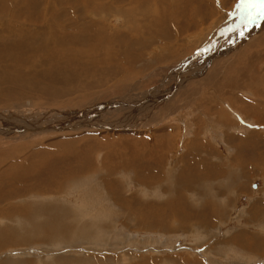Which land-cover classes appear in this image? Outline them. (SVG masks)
Returning a JSON list of instances; mask_svg holds the SVG:
<instances>
[{
	"label": "rangeland",
	"instance_id": "374dc122",
	"mask_svg": "<svg viewBox=\"0 0 264 264\" xmlns=\"http://www.w3.org/2000/svg\"><path fill=\"white\" fill-rule=\"evenodd\" d=\"M147 1L148 0H142L141 2L144 3ZM214 2H216V0H214ZM93 3L95 5L96 2ZM176 3L177 7L185 10L182 17H180L181 20L184 21L182 25L185 27V24L189 22L190 16L187 11L189 9H195V0H176ZM216 3L218 4V2ZM132 4L134 5V3L130 4L127 0H125V2L121 0L118 2L117 6H114L115 8H123L126 6L124 10H132L130 9ZM155 4L160 10H162V6L164 5L163 12H172L173 5L170 0H157ZM217 4L214 5V9L212 8L211 16L213 19L208 16L209 20L201 22L200 19L202 18L196 15L194 20L196 25H194L193 29L185 34H180L178 37L180 41L178 42L183 41L182 46L184 47H179L178 44L175 43L174 38L173 41L169 42L167 41L172 38H164V41H160V43L166 42V44L159 45L162 47L161 49L153 44L151 49L145 50L144 56L141 54L139 58H136L134 53L137 49L141 50L143 47L140 36H137V40L135 39L130 45L122 47V49L121 47L118 48L115 44V47L113 44L110 45V47L113 48L112 55L114 61L133 64L132 60H134V67L129 68V66H127V68L131 70V73L134 74L131 85H124L118 81L100 89H95L96 92L94 91L95 93L93 95L95 96H93V98L88 95L87 97L89 98L86 100H72L70 102L67 101L66 103L52 105H49V103L41 104L43 100L41 101L38 99L34 101L36 104L33 106L35 107L36 113H38V111H48L52 113V110L55 109L69 112H81V110L85 111L94 107L99 108L98 106L100 105H109V103L115 101L118 103V107L122 108L126 106L124 102H129V99H133L130 100L131 102H137L134 100L138 97L137 95H148L152 94V92L159 94L157 91L160 90H162V93H167L169 95V91L177 85L178 82L180 83V79L189 76L190 80L186 81L184 90L180 91L177 97V91H174L175 88L173 89L172 92L174 93V97H176V101L172 102V100L170 101L169 99L170 102L161 103V105L159 103L157 109H151L152 112L150 110L147 111L151 108L149 107L141 113L142 115H138L140 118L145 117L147 123L145 124L146 127L140 129L137 133H139V137L152 136V140H155V138H157L156 140H162L167 137L173 140L174 148H169L163 153L165 155L164 174H166L167 177L174 175V178H176V173L181 171L186 163H188L187 165L192 163L193 165L195 164V166L203 168L205 167V162H222L224 163L223 166L227 175H229L231 171L237 173L232 177L236 181V183H231L233 187H231L228 182L227 184L224 183L226 179L233 182L231 177H224V179H222L224 185L222 189L227 195L225 194V196H222L219 193L216 194V188H213V194L207 197L203 194L206 199H212L213 202L215 201L222 205L223 209L221 210L222 213H224V217L222 219H216L217 222L213 221V219L207 222L202 218V222L200 223V221H197V215L192 214L187 221L181 222V214L186 215V205H182L179 212V221L175 222L176 219H174V216H176V207H173L172 202L175 204L177 203V199L180 195L178 193L182 190L185 191V188L182 189L177 185V192L171 179L164 178L165 175L159 174L158 167L155 169L156 171L152 169L146 171L140 168L135 170L134 168L126 167L125 160L128 159L129 155L123 147L116 145V139L122 135H126L120 134L119 131L114 132L115 130H112L108 134L104 130H108L109 128L101 129L100 132H97L98 128L84 130L79 127L74 131L70 129H68L69 131H64L51 128L50 132H47L45 135L32 137L31 131H28V134L23 136L22 133L17 130L18 127H11V129H13V131H10L11 133L8 131L5 132V130H3V133H0V175H6L10 172L8 173L9 176H3V179L0 178V203L2 204L0 205V209L3 210L4 206L7 204H13L10 209L16 206L20 208L23 204H28L37 210L34 211V214H30L27 217H21L23 216L22 214L16 213L9 216L8 214L10 213L3 212L0 215V226L6 234L14 233L16 237H19L17 239H20V235L23 236L25 232L31 229L30 222H32V225L50 223L49 212H52V210L48 211L47 214V210L44 212L40 209L42 206H49L50 204L54 205V207L63 206L69 209L70 212H72V218L70 220L72 223L69 228L66 229H61L59 225L58 229L50 231L51 233L48 232L49 235L44 234L46 236L42 237L40 236L43 235L41 234L44 233L43 230H40L41 235L39 234V236L35 231V241L34 239H30L29 235H27V240L24 242L19 241L17 242L18 244H4L5 247H0V264H75L76 262L77 264H264V248L260 249L257 243L264 239V174L259 173L262 170L260 164H258L257 167L255 166L256 160L249 159V157L255 156L259 151L264 155V123L258 124L252 121L254 120L251 118L253 111L244 113V115L238 112L239 108L253 109L256 102L264 98V95L258 93L259 91L264 92V45L261 46V48L259 47V43L264 39V18L256 15L255 9H246L240 4V0H225L222 6ZM211 6V0H204V7L206 9L211 8ZM215 8L221 11L222 18L227 14L226 17L220 19ZM151 10L155 13L153 7H151ZM115 11L117 10L115 9ZM113 13L109 21L105 22L104 20L106 26L103 24V29L105 26L106 31L111 34V38H113L114 42L116 39L120 41L121 38V41L125 40L123 37H126V32H122L121 28L123 27L122 25L126 26V22L128 25L133 24L132 27H134V31L136 21L144 23L149 28H154L151 18L137 16V20L135 21L134 16H131L128 20L124 17L122 18L115 12ZM156 15L158 16L160 13L158 14L156 12ZM79 16H81V14ZM180 18L176 17L174 23L182 26L179 22ZM128 25L127 30L129 31L130 28ZM173 27L171 30L172 33L175 34L176 31ZM132 33L133 32H129V34ZM151 40L153 42L154 39ZM184 40H191L193 44L188 41V43L184 42ZM172 46H177L180 50L175 47L176 51L172 50L171 52H165L166 48L168 49V47L171 48ZM216 47H220L221 50L219 53H224L223 57L214 60L203 74H198L197 78L192 76V78L191 75L193 73L196 74L200 69H203L202 60L204 59V55L206 56L208 52L215 54V52L212 51H215ZM104 49L109 51V46ZM155 50L157 53H155ZM160 50L162 53L159 57L155 58L153 55L158 54ZM225 50L228 52L226 53ZM116 54H119L118 57ZM127 54L128 56H126ZM127 57L132 60L128 61ZM255 63H257L258 66H256ZM101 68L103 70L107 69V67ZM187 69L189 70L188 72L182 73V71ZM231 69H234V72H230ZM229 72L230 77H227L225 74ZM223 76L231 81H234V79L236 80L237 77L240 78L238 90L234 91L232 94L233 99L238 98V104L231 103L232 109L235 108L236 110H232L228 103H224V109H226L224 113L228 114L230 121L222 117L220 118L222 120H218V116H216L217 120L214 121H217L218 124H223V127L220 125H217V127L212 122L211 124L209 123V127L206 126L205 122L203 125H199L200 122H196L194 127L193 125H189L197 115L195 114L197 111H195L193 106L198 104V99H196V97L201 94L209 95L210 98H212V90L207 88L211 85L209 79L210 77H214L215 79L217 77L219 80L218 86L220 84L224 85L226 79L222 78ZM257 76H262V79ZM222 79L224 81H222ZM217 91L219 94H223L226 97L232 93H224L223 89L219 87ZM31 96L33 100L37 99L36 94H31ZM72 96L69 97L70 100L85 98V95L80 94ZM0 101V112L4 113L9 109H6L4 105L6 102H16V100ZM17 101L20 100L18 99ZM26 101L25 99L22 102ZM152 103L155 102L151 101L150 104ZM180 105L182 108L175 113V109L180 107ZM16 110L13 112H17ZM129 110L128 108L121 111V113L113 112L104 116L103 119L106 122H114V119L119 121L120 119L118 118H124L126 115L130 114ZM204 112L203 110V113ZM210 112H212V114L219 112L221 114H217L225 115L221 106H216L213 110L210 109ZM91 119L99 121L101 118L95 116L91 117ZM56 120L57 118H55V121ZM192 123H194V121ZM41 124H43V121ZM1 127L2 125H0V128ZM198 127H200L201 130L200 136L197 131ZM69 128L74 129V126L71 125ZM219 129L221 134L217 132ZM91 138L92 140H90ZM102 139L110 140V144L106 143V145L111 146L109 152L111 154H109V156V150L105 149H99L95 153L93 152L91 161L94 171H92V173L90 172L84 176H77L75 178L70 177L68 179H65L64 176L61 177V173L68 176L78 168L80 169L83 164L79 162L78 155L82 153V150L89 153L88 145L90 142L92 141V143H95L97 141L100 143ZM58 144H60L59 147ZM26 146L30 149H26ZM208 151L212 153V159L206 156L209 155L207 154ZM236 151L238 155L234 160L233 157ZM36 153L40 155L38 156ZM120 154L123 155V158L120 157ZM67 155L70 156L68 157ZM237 158L239 161L238 165L235 164ZM206 159L210 160L207 161ZM33 162L35 163L33 164ZM95 163H97V165ZM223 166L220 165L218 167L220 169ZM49 167L52 168L50 169ZM58 172H60V174ZM185 173L191 172L185 171ZM138 177L141 179L139 182L136 180ZM162 179H165L168 184L164 183ZM51 181L55 182L53 184L55 191L47 190L48 184ZM57 184L60 188L56 187ZM115 185L117 189L114 188ZM168 185L172 188V191L167 188ZM199 185L198 183L191 188L195 190ZM214 187L216 186L214 185ZM192 189L188 188L186 197L194 201L193 194L190 193ZM91 190L96 193L94 192L92 194ZM7 192H19L18 194H20L21 197L12 201L11 195ZM214 194L219 196L216 198ZM87 195L93 196L92 199L95 201L96 206L100 205V207L87 210V206H84L86 199L83 202V198L85 196L87 197ZM127 197L133 199V202H130V206L134 208L135 205L136 212H139L140 209L143 208V206H140L141 202L138 203L136 198L141 197L140 199L144 202H150V204L157 209V212H155L158 215L156 220L150 222L145 219L146 221L144 220L141 223L135 222L129 217V214L121 212L122 209L126 210L129 208L124 205L123 201V199ZM198 199L201 201L198 196L193 204L196 210H201L199 207H201L202 203H197L196 201ZM166 202H168V204ZM169 203L171 204L169 205ZM113 204L116 207H114ZM84 207L87 213H85V211L81 213ZM101 207H105L106 210ZM168 207H171L170 210H168ZM56 211L59 210L56 209ZM77 211H80V213ZM191 213H194V211L190 210V214ZM59 215L64 217L66 214L57 212V216L60 219ZM152 215H154V213H152ZM126 218L129 221H127ZM171 218H173L174 225H172V229L168 227L167 223ZM159 219L164 220L165 223L158 224L157 220ZM190 219L193 220L191 223ZM186 222L190 225L198 223L194 227H182ZM178 223L180 225H178ZM56 225L58 224L56 223L53 226ZM82 234H86V236L79 239V236ZM47 236L50 237L48 238ZM234 237L238 238V242L232 241ZM248 241H252L253 244L255 243L254 245L256 247L254 245L251 246Z\"/></svg>",
	"mask_w": 264,
	"mask_h": 264
},
{
	"label": "bare ground",
	"instance_id": "6f19581e",
	"mask_svg": "<svg viewBox=\"0 0 264 264\" xmlns=\"http://www.w3.org/2000/svg\"><path fill=\"white\" fill-rule=\"evenodd\" d=\"M120 1L121 0H0V100H16V102H9V103L6 102L4 105L6 106V109L7 108H9V109H7V111L5 113L0 112V125H2V127L0 128V133H3V130H5V132L8 131L9 133H11L10 131L11 130L13 131V129H11V127H18L17 130L20 131L23 136H26L28 134V131H31L32 137H38V136L45 135L47 132H50L51 128L55 129V130H64V131L65 130L69 131L68 129L74 131L79 127L83 128L84 130L89 129V128L90 129L91 128H93V129L98 128V131L96 130L97 132H100L101 129H104V128L108 129L109 128L108 130H104L108 134L112 130H115L114 132L119 131L120 134L126 135V136L122 135L116 139V145L123 147L124 150L129 155L128 159L125 158L126 159L125 160L126 167L134 168L135 170L140 168V169H144L146 171H150L151 169L156 171L155 169L158 167L159 174L165 175L164 178H170L174 184V188H176L177 185H179V187L182 189L185 188V191L180 190L181 192L178 193L180 195H179V198L177 199V203L175 204L172 202L173 207L174 206L176 207V216H174V219H176L175 222L179 221V218H180L179 212H180V208L182 205H186V209H185L186 215L181 214L182 215L181 216L182 218L180 219L181 222L187 221L189 219V216L192 214L197 215V221H200V223L202 222V218H204L207 222L211 221L212 219H213V221H216V219H222L224 217V213H222V210H221V209H223L222 205L215 202V201L213 202L212 199H208V198L206 199V197L209 196L210 194H213L212 193L213 188H216L215 189V191H217L216 194L219 193L222 196H225L226 193L222 189V186H224L222 183V179H224V177L225 178L226 177L232 178L233 175L237 174V173L231 171V173L229 175H227V173L224 169V166H223L224 163H222V162H214V163L205 162L204 163L205 167H203L201 165L204 169L200 168V166H195V164L193 165L191 163L190 165H187L188 163H186L183 166V168L181 169V171H179L180 173L179 172L176 173V178H174V175H172L171 177L170 176L167 177L166 174H164L165 155L163 153L166 152V150H168L169 148H172V147L174 148L173 140L171 138H168V137L164 138L162 140H156L157 138H155V140H152V136L139 137V135H138L139 133H137L138 131H140V129L145 128L146 127L145 124L147 123L145 117L140 118V116H138V115L143 113V111L147 110L149 107H151V108H149L147 111H149V110L151 111V109L154 110L155 108L157 109L159 103L161 105V103L170 102L171 100H172V102L176 101V97H177V95H179V92L184 90V88H185L184 86L186 85V81L190 80L189 76H186L185 78L180 79V83L178 82V84L175 85L169 91L170 92L169 95L167 93H162V90L157 91L159 94L152 92V94H148V95L147 94L146 95H143V94L137 95L138 97L136 99H134L137 102H131L130 100H133V99H129L128 100L129 102H124L126 104V106H124L122 108L118 107V105H117L118 103L115 101V102L109 103V105L108 104L105 106L100 105V106H98L99 108L94 107L95 109L92 108V109H88L85 111L81 110V112H69V111H65V110H56V109L52 110V113H50L48 111H42V112L38 111V113L35 112V107L33 105L36 104L34 101H37L38 99L41 101L43 100V102L40 101L41 104L49 103V105L64 103V102L66 103L67 101L70 102L72 100H86L89 97L93 98V96H95V95H93L96 92L95 89H100L104 86H108V85L116 83L118 81L123 83L124 85H131L132 84L131 80H133L134 74L131 73V70L129 68L135 66L134 60L127 57L128 61H131V60L133 61V64L114 61V58L112 55V49L113 48L110 47V45L113 44V46H114V44H115L118 46V48L121 47V49H122V47L130 45L131 42H133L136 38H138L137 36H140L142 39V41L141 40L140 41L143 42L142 43L143 47L141 50L137 49V51L134 53L136 58H139L141 56V54H142V56H144L145 50L151 49L152 48L151 46L153 44H155V46L157 48L159 47L161 49L162 47H160L159 45L166 44V42L160 43V41L161 42L164 41L163 40L164 38H172V39L168 40L167 42L173 41V38H174L175 43L178 44L179 47H184V46H182L183 41L178 42V41H180L178 37L180 36V34H185L189 31H191V29H193L194 25H196L194 23L196 15L200 16V18H202V19H200L201 22L209 20L208 16H210L211 19H213V17L211 16V13H212V8L214 7L215 4H217L216 2H218L219 6H222V4L225 3V0H216V2H214V0H211L212 1L211 8L206 9L204 7V0H195V9H192V10L189 9L187 11L188 14L190 15L189 16V22H187L185 24V27H184L182 25V23L184 21L181 20L180 17H182V14H184L185 10L182 7H181L182 9H180V7H177L176 0H170L171 4L173 5L172 12H170V13L163 12L164 11V5L162 6V10L157 8L156 4H155V2L157 3V0H148L147 2H144V3L141 2L142 0H127L128 2H130V4L134 3L135 6L133 4L130 6L131 7L130 9H132V10H128V9L124 10V8H126V6L123 8H115L114 5L117 6L118 2H120ZM93 2H96L95 5ZM124 2H125V0H124ZM136 5H138V6H136ZM123 6H124V4H123ZM151 7H153V9H155V13L152 12ZM115 9L117 11H115ZM159 10H160V12H159ZM215 10L217 11L218 17L220 19H224L226 17L227 14L224 15L222 18V14L220 13L221 11L217 10L216 8H215ZM125 11H127V12H125ZM113 12L117 13L122 18L124 17L128 20L130 19L131 16H134L135 21L137 20V16H141L144 18H151L152 19V21H151L152 26L154 28H151V27L149 28L144 23H139V21H136V26H135V31H134V27H132L133 24L132 25L129 24V25H131V26H129L128 23L126 22V26L122 25L123 27L121 28L122 32L123 31H124V33L126 32V37H123V38H125V40L121 41L122 40V38H121L120 41H118L117 39H116L117 40L116 41L114 39L116 42L115 43L113 41V38H111V34H109V32L106 31V28H105L106 24H104V20H105V22L109 21V18L111 17ZM128 12H129V14H128ZM156 12L158 14L160 13V15L157 16ZM87 13H89V14H87ZM80 14H81V16H79ZM241 15H243V14H241ZM216 16H214V17H216ZM176 17L180 18L179 22H180V25H182V26L176 25L174 23V21L176 20ZM116 18H118V17H116ZM103 24L105 25L104 29H103ZM127 25L130 28L129 31L127 30ZM172 27L176 31L175 34L172 33V30H171ZM108 28H109V26H108ZM236 29H237V27H236ZM170 30H171V32H170ZM129 32H133V33L129 34ZM110 33H112V32H110ZM205 33H206V31H205ZM115 35H117V34H115ZM230 37H229V39H230ZM151 39H154L153 42ZM263 40L264 39H262V41L259 43L260 48H261V46L264 45ZM187 41L191 42L193 44V42L191 40H184V42H187ZM108 46H109V49H108L109 51L104 49ZM175 47L178 48V50H180L179 47H177V46L173 47L172 46L171 48L170 47H168V49L166 48L165 52H167V51L171 52L172 50L176 51ZM232 47H234V46H232ZM220 50H221L220 47L219 48L216 47V50L212 51V52H215V54L214 53L211 54L210 52H208V54L206 56L204 55V59L202 60L203 69H200L196 74L193 73L191 75V77L193 76V77L197 78L198 74L201 75L205 71H207L210 64L214 60H217V59H220L221 57H223L224 53L220 54L219 53ZM129 51H132V50H129ZM158 52H159L158 54L153 55V56H155V58L159 57L160 54L162 53L161 50ZM225 52H226V50H225ZM155 53H157L156 50H155ZM248 53H247V55H248ZM132 54H133V52H132ZM148 54H149V51H148ZM118 55L116 54L117 57H118ZM182 55H183V53H182ZM114 56H115V54H114ZM126 56H128V54ZM245 58H246V56H245ZM169 62H172V61H169ZM255 62H258V61H255ZM255 65L258 66L257 63H255ZM100 66L101 67H107V69L103 70ZM127 66H129V68H127ZM235 70H236V68H235ZM188 71L189 70L187 69L185 71H182V73H185ZM231 71L234 72V69H231L230 72ZM230 72L225 74V75L227 77H230L229 76ZM257 77L262 79V76L261 77L257 76ZM222 78L226 79V81H224L222 79V81H224V85L220 84L218 86L219 80L217 79V77H216V79L214 77H210L209 81H210L211 85H210V87H207V88L209 90L210 89L212 90L213 97L210 98L209 95L207 96V95H201V94H200V96H202V97H200V96L196 97V99H198L197 100L198 104L193 105V106L195 108V111H197L195 113L197 115L195 116V114H194V116H195L194 120H193L194 123H192L193 122L192 121L189 123V125H193V127H194V124L196 122L197 123L200 122L199 125H201V124L203 125V123L205 122L206 126H208L209 123L211 124V122H212L216 126L220 125L221 127H223L224 126L223 124H218L217 121H214V120H217L216 116H218V120H222V119H220L221 117L225 120L226 119L229 120L228 114L224 113V111L226 110V109H224V103L225 102L228 103L230 105V107H231V103L238 104V98L233 99L232 94L234 91L238 90L240 78L237 77L236 80L234 79V81H231L230 79H227L224 76ZM263 80H264V78H263ZM248 82H250V81H248ZM218 87L220 89H223L224 93L229 94L232 92L231 95L226 97L223 94H219L217 91ZM173 89H174V91H177L176 97H174V93L172 92ZM99 92H100V90H99ZM258 93L261 95H264V92L259 91ZM31 94H36L37 99L33 100ZM77 94L78 95L79 94L85 95L84 96L85 98H83V99L77 98V99H71V100L69 99L70 96H72V95L74 96ZM88 95H89V97H87ZM106 95H108V94H106ZM152 95H153V97H152ZM18 99L20 101H17ZM25 99L27 101L22 102ZM169 99H170V101H169ZM199 100H200V102H199ZM151 101H153L155 103L150 104ZM181 101H183V100H181ZM0 103H1V101H0ZM216 106H221L223 108V113L225 115H219V114H221L219 112H217L219 114H217V113L212 114V112H210V109L213 110ZM11 108H15V109H11ZM117 108H119V109H117ZM128 108L130 109L129 110L130 114H128V115L125 114L126 116L124 118H118V119H120L119 121H117V119H114V122H108V121L106 122L103 119L104 116H106L108 114H111L113 112L121 113V111L126 110ZM180 108H182L181 105H180V107L175 109L176 110L175 113H177V111H180ZM16 109L22 110V111H18ZM231 109H232V107H231ZM14 110H16L17 112H13ZM203 110L205 111L204 113H203ZM232 110H236V109L233 108ZM250 111H253V115L251 116V118L255 120V121L254 120H252V121L256 122L258 124H263L264 123V98H262L260 101L256 102V104L253 106V109H249V108L248 109H245V108L240 109L239 108V110H238V112L243 113V115H244V113H248ZM43 112H46V113H43ZM134 112L136 113V115ZM201 112H202V114H201ZM179 114H181V113H179ZM170 115H173V114H170ZM95 116H99L101 119L99 121L92 120L91 117H95ZM149 116H152V115H149ZM55 118H57L56 121H55ZM42 121H43V124H41ZM64 123H66V124H64ZM71 125L74 126V129L69 128V126L71 127ZM172 126H173V124H172ZM176 126H179V125H176ZM197 126H198V124H197ZM204 127H205V125H204ZM172 128H174V127H172ZM197 131H198V134L200 136V134H201L200 127H198ZM217 132L220 133V129ZM162 134H163V132H162ZM161 137H162V135H161ZM90 140H92V138ZM100 141H101L100 143H98L97 141L95 143H92V141H91L90 144L88 145L89 153H86L84 150H82L81 151L82 153L78 155L79 162L81 164H83L80 169L78 168L77 170H75V172L69 174L68 176H66L64 173H61V177L64 176L65 179H68L70 177L75 178L77 176L87 175L90 172L92 173V171H94L93 170V163L91 161V158L93 157V152L95 153L99 149H105V150H109L108 155L111 154V153H109L111 146L106 145V143L110 144V140L102 139ZM256 143H258V142H256ZM59 145L60 144H58V147H59ZM196 145H198V144H196ZM28 146H29V144H28ZM31 147L34 148L33 146H31ZM28 148L26 146V149H28ZM22 151H23V149H22ZM119 151H120V148H119ZM27 153H28V151H27ZM36 154H38V153H36ZM207 154H209V155H206V156H208L209 158L212 159V156H211L212 153L208 151ZM13 155H15V154H13ZM39 155L40 154H38V156ZM237 155H238V152L236 151V153L233 157L234 160H235ZM120 157L123 158V155L120 154ZM204 158H206V157H204ZM249 159L256 160L255 166L258 167V164H260L262 170L259 173L264 174V155L259 151L255 154V156L249 157ZM10 160H12V159H10ZM34 160H32V161H34ZM206 160L209 161L210 159L209 160L206 159ZM27 161H29V160H27ZM94 161H95V159H94ZM202 161H203V159H202ZM233 161H232V163H233ZM35 162H33V164ZM238 162L239 161L237 158L235 164L238 165ZM41 164H43V163H41ZM95 164L97 165V163H95ZM54 165H55V163H54ZM104 165H103V167H104ZM122 165H124V164H122ZM220 165L223 167L219 169L218 166H220ZM237 165H235V166H237ZM241 166H243V165H241ZM238 167H236V168H238ZM35 168H37V167H35ZM49 168L51 169L52 167H49ZM34 170H36V169H34ZM41 170H42V167H41ZM124 171H126V170H124ZM185 171L191 172V173H185ZM8 173H10V172H8ZM8 173L6 175H2V176L0 175V178L3 179V176H6V177L9 176ZM58 173L60 174V172H58ZM137 173H138V171H137ZM34 175H35V173H34ZM106 175H108V174H106ZM32 176H33V173H32ZM113 176H111V177H113ZM22 180H23V178H22ZM110 180H112V179H110ZM136 180H138V182H139L141 179H140V177H138V179H136ZM162 180H164V183H167L165 181V179H162ZM232 180H233V182L231 180L228 181V179H226L224 183L227 184V182H228L231 185V187H233L232 184L236 183V181L233 178H232ZM75 182H77V181H75ZM54 183H55L54 181H51L49 184L47 182V184H48L47 190L48 191H52V190L55 191V189L53 187ZM157 183H158V181H157ZM198 183L200 185L197 188H195V190H193L191 187L198 184ZM17 184H19V183H17ZM119 184H117V185H119ZM161 185H162V183H161ZM214 185L216 187H214ZM9 186H11V185H9ZM56 187L60 188L58 184L56 185ZM114 188H116V185ZM150 188H151V186H150ZM167 188H169V190L172 189V188H170L169 185ZM188 188L192 189V191L190 193L193 194L192 196L194 197V201H191L186 197V192H187ZM7 189H9V188H7ZM120 190H121V187H120ZM177 190L178 189L176 188V191ZM94 192L95 191L91 190L92 194ZM18 193H8V194L11 195V198L13 201V200H16V199L21 197L20 194H18ZM118 193H120V192H118ZM109 194H111V193H109ZM203 194H205L206 197ZM57 195H59V194H57ZM88 196H89V198H88ZM198 196L202 202L199 201V199L196 202L202 203L201 207H199L201 210H196V208L193 204L195 202L196 198H198ZM218 196L215 195L216 198ZM109 197H111V196H109ZM92 198H93V196H90V195H87V197L85 196L83 198V202L86 199L84 206H87L86 207L87 210H90V208L100 207V205L96 206V203ZM140 198L141 197L136 198L138 203L141 202L140 206H143V208H141L139 212H136V206L135 205H134V208L130 206L131 205L130 202H133V199H129L128 197L124 198L123 201H124V205L128 206L130 208V210H129V208L126 209L127 211L125 209H122L121 212L129 214V217L132 220H134L135 222L141 223L145 219L150 221V222L155 221L156 218L158 217L157 213H155V212H157L156 207L155 206L153 207V205L150 204V202L149 203L144 202ZM168 202H166V203L168 204ZM170 204L171 203H169V205ZM0 205H2V204L0 203ZM9 205L10 204L5 205L3 210L0 209V215L3 212L4 213L8 212V213H10V214H8L9 216L16 213V214H22L23 216H21V217H25V216L27 217L30 214H34V211L37 210L33 206H29L28 204H25V205L23 204V206L20 208H18V206H16V207H13L12 209H10V208L13 206V204H11L10 206ZM149 205H151V206H149ZM158 205H160V204H158ZM113 206L116 207L114 204H113ZM171 207H168V210H170ZM101 208L106 210L105 207H101ZM40 209H42V211H44V212H46V210H47V214H48V211L52 210V212H49L50 213V223L43 224V225H32V222H30L29 224H31V229L28 230L27 232H25V234L23 236L20 235V239H17L19 237H16L14 235V233L6 234L4 232V230L2 229V227L0 226V247L4 246V244L9 245V244H13V243L18 244L17 242H19V241L24 242L27 240V237H26L27 235H29L30 239H34L36 237L35 231H36V234L39 236L40 232L43 230L44 233H41L43 235L40 234L41 235L40 237L49 235L48 232L58 229L59 225H60L61 229H66V228H69L70 224L72 223V222H70V220L72 218V214H71L72 212H70L69 209H67L63 206L54 207V205L50 204L49 206H42V208H40ZM56 209L59 211H56ZM82 210L83 211H81V213H84V211H85V213H87L86 212L87 210L85 209V207L82 208ZM190 210H193L194 213L190 214ZM57 212H60L62 214H66V215L64 217H61L59 215L60 216V219H59L57 216ZM77 212L80 213V211H77ZM152 213H154V215H152ZM54 216H55V218H54ZM126 220L129 221L127 218H126ZM192 221L193 220L190 219V223ZM56 223L58 225L53 226ZM157 223L158 224H164L165 221L159 219V220H157ZM167 223H168V227L170 229H172L173 228L172 227L173 218H171V220H168ZM197 223H193V225H190L186 222L185 224L182 225V227H184V226L194 227V226H196ZM178 225H180V224L178 223ZM44 234H46V235H44ZM96 235H98V234H96ZM85 236H86V234H82L81 236H79V239H82ZM47 237L49 238L50 236H47ZM232 239H233L232 240L233 242H238L237 237H234ZM34 241H35V239H34ZM45 242H47V241H45ZM244 243H245V241H244ZM257 243H258V246L260 249L264 248V239L261 241H258ZM249 244L252 246L255 243L253 244V242L250 241ZM34 245H36V244H34ZM261 253H262V251H261ZM2 264H9V263H2ZM72 264H74V263H72ZM75 264H77V262Z\"/></svg>",
	"mask_w": 264,
	"mask_h": 264
},
{
	"label": "snow or ice",
	"instance_id": "6c2138e0",
	"mask_svg": "<svg viewBox=\"0 0 264 264\" xmlns=\"http://www.w3.org/2000/svg\"><path fill=\"white\" fill-rule=\"evenodd\" d=\"M240 4L248 10L255 9V14L264 18V0H240Z\"/></svg>",
	"mask_w": 264,
	"mask_h": 264
}]
</instances>
